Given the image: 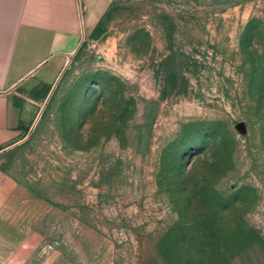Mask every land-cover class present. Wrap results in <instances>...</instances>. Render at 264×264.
Returning a JSON list of instances; mask_svg holds the SVG:
<instances>
[{
	"label": "rangeland",
	"instance_id": "1",
	"mask_svg": "<svg viewBox=\"0 0 264 264\" xmlns=\"http://www.w3.org/2000/svg\"><path fill=\"white\" fill-rule=\"evenodd\" d=\"M49 81L0 151L33 264H196L179 225L210 202L264 239V0H111ZM245 237L228 264H264Z\"/></svg>",
	"mask_w": 264,
	"mask_h": 264
},
{
	"label": "crops",
	"instance_id": "2",
	"mask_svg": "<svg viewBox=\"0 0 264 264\" xmlns=\"http://www.w3.org/2000/svg\"><path fill=\"white\" fill-rule=\"evenodd\" d=\"M111 0H0V151L24 134L35 99L108 11ZM34 214L0 171V264H33Z\"/></svg>",
	"mask_w": 264,
	"mask_h": 264
},
{
	"label": "trees",
	"instance_id": "3",
	"mask_svg": "<svg viewBox=\"0 0 264 264\" xmlns=\"http://www.w3.org/2000/svg\"><path fill=\"white\" fill-rule=\"evenodd\" d=\"M106 13L93 28L90 38H94L98 34L100 24ZM49 90L50 84L43 82L33 87L30 90V94L35 99H42L46 97ZM25 131L26 129L24 133ZM210 203L207 212L202 217L179 225L185 229L181 234L182 241L187 244L185 251H187L188 259L191 262L196 264H228L232 258L239 254L240 249L234 243V235L238 231L246 235L247 243L256 239L264 246V239L258 236L254 229L249 227L244 220L237 218V220L233 219L231 223H226L214 209L216 203ZM213 259L217 260V262H214Z\"/></svg>",
	"mask_w": 264,
	"mask_h": 264
}]
</instances>
